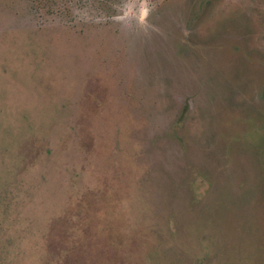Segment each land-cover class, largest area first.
<instances>
[{
  "label": "rangeland",
  "instance_id": "374dc122",
  "mask_svg": "<svg viewBox=\"0 0 264 264\" xmlns=\"http://www.w3.org/2000/svg\"><path fill=\"white\" fill-rule=\"evenodd\" d=\"M0 264H264V0H0Z\"/></svg>",
  "mask_w": 264,
  "mask_h": 264
}]
</instances>
